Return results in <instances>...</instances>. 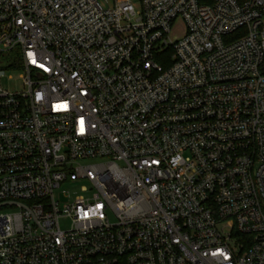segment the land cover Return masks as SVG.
Here are the masks:
<instances>
[{
  "label": "built area",
  "instance_id": "obj_1",
  "mask_svg": "<svg viewBox=\"0 0 264 264\" xmlns=\"http://www.w3.org/2000/svg\"><path fill=\"white\" fill-rule=\"evenodd\" d=\"M0 264H264V0H0Z\"/></svg>",
  "mask_w": 264,
  "mask_h": 264
},
{
  "label": "rangeland",
  "instance_id": "obj_2",
  "mask_svg": "<svg viewBox=\"0 0 264 264\" xmlns=\"http://www.w3.org/2000/svg\"><path fill=\"white\" fill-rule=\"evenodd\" d=\"M180 34H182L181 31H177L175 32L174 36L177 37L179 36ZM12 55L11 53H7L4 55V59L5 61H8L9 59L12 58ZM20 71H13V72H8L7 73V76L2 80L1 82V86L6 89V90H10V91H20L23 89V86H22V81L20 80ZM8 76H11L12 78L9 79ZM63 191H66V192H69L70 194V197L73 199L75 196H78V195H82V192L80 190V187H77V188H71V187H63L62 189V192ZM67 199L65 200L63 195H62V202H66ZM62 228L66 229L68 227V221L67 220H62Z\"/></svg>",
  "mask_w": 264,
  "mask_h": 264
}]
</instances>
